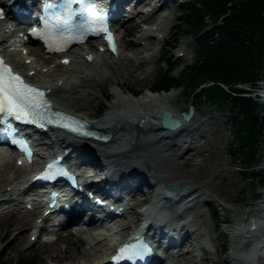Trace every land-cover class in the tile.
Returning <instances> with one entry per match:
<instances>
[{"label":"rangeland","instance_id":"obj_1","mask_svg":"<svg viewBox=\"0 0 264 264\" xmlns=\"http://www.w3.org/2000/svg\"><path fill=\"white\" fill-rule=\"evenodd\" d=\"M141 2L146 3L145 6L142 4L143 9L151 8L149 3L152 0H140ZM177 2L179 0H161L147 13L138 14V8L134 7L131 8L130 13L122 12L120 16L122 22L117 26V35L123 36L129 25L137 28V32L124 37V42L133 44L141 35L142 24H152L160 15L165 13L167 14V21L163 31L160 32L161 37L150 38L145 45H134L132 50L118 38L119 48L124 53L120 59L104 54L93 47L92 44H96L95 41L86 43L83 48L89 49L92 53L90 55L95 57L97 61L94 65L82 67L83 70L86 69L85 71L92 75V86L83 88V90L91 93V99L84 100L81 93H57L52 97L53 103L59 104L71 113L85 117L90 122H96L104 118L110 103L116 97V92H123L125 97L131 96L132 99H135L141 95L151 94L149 89H152L156 76L167 73L171 67L174 68L170 71L173 78L184 75L197 57V47L189 36L183 35L173 46H166V58L171 57V66L167 59L160 60L163 46L166 40L171 38L170 33L173 27L178 24L180 15ZM261 11L264 15V2ZM177 31L175 36L179 33L182 34L180 30ZM27 48L28 51L33 52H31L32 60L39 61L45 69L51 68L60 57L42 58L38 49L29 46ZM80 49V47L74 48V50ZM143 55L146 58H139ZM29 60L31 61V59ZM106 64L112 69L108 68ZM77 68H79L78 64H74L68 71L57 73L54 77H50V74H39L40 77L32 80L35 83L42 80L55 82L62 78L61 74H64V77L77 75ZM255 84L256 87L264 84V78L256 81ZM233 85L248 89V86L241 83ZM254 91L250 92L249 95H253ZM129 92L131 93L130 96ZM165 94L174 95L173 99L168 100L172 109L186 111L188 105L191 104L195 114L190 118V121L180 128L181 130L173 131V137L170 140L165 139V141L177 145L163 151L165 173L181 175L170 186L176 195L183 194L184 196L177 200L173 207H162L160 211L168 226H175L176 230L187 231L188 238L184 244L182 243L179 255L173 257L165 252L166 257L161 264H233L229 254L230 244L234 238H231L228 231L235 228L243 229L245 236L240 240L242 249L249 244L251 238L253 239V237L247 239L252 232L248 223L249 214L258 209V198L261 194V188L264 186V178L262 180L257 179V177L250 179L245 171L239 169L241 164L231 157L229 145L233 140V135L224 106L215 108L205 102L198 103L195 97H187L186 84L157 95ZM63 96L75 98L78 104H67L63 101ZM258 103L264 111V103L261 100H258ZM102 108L104 110L101 112ZM48 136L41 137L42 142L46 141ZM262 146L258 164L264 165L262 159L264 144ZM171 152H177V156H168ZM2 164L0 162V166ZM258 164L254 170L263 175L264 170ZM31 166L23 169L18 177L15 169L9 168L6 170V181L15 177L20 180L36 164L33 163ZM148 168L144 169L147 177L150 175ZM92 170L89 169L88 171ZM161 175L162 177L157 181L159 183L156 182L157 184L150 180L152 187L141 184L140 187L136 188L134 195H131L128 201L131 209L120 218L118 233L112 238L103 239L99 242L97 240L89 242L90 235L94 231L81 233L85 229L81 223H74L78 225H74L72 229L65 227L57 230L52 226V222H40V219L38 220L34 215V218L38 220L36 224L45 226L42 233L38 235L40 236L38 242H36L37 234L31 236L35 231L31 230L30 232L22 224L27 217L33 215L32 212H30L32 214L22 215L26 212V204L24 203L30 199L28 194L20 196L19 202L21 203L14 205L12 209L7 208L8 204L2 202L0 204V255L4 259L3 264H98L104 262L107 254L96 257L94 252L97 249L110 248L115 238L123 237L126 234L125 229L130 230L136 226L134 220L136 213L134 212L140 210L141 204L139 202L150 199L153 191H157V185L167 181V178L163 177L165 176L164 173ZM6 181L0 189V193L7 188ZM160 204H168V201L162 199ZM184 223L186 224L185 227L179 229V226ZM12 225H15L16 228L10 231L9 227ZM26 232L28 235L26 239H16L18 235ZM236 241L238 242L239 239ZM28 253H32V256H27ZM234 263L237 262L234 261Z\"/></svg>","mask_w":264,"mask_h":264},{"label":"bare ground","instance_id":"obj_2","mask_svg":"<svg viewBox=\"0 0 264 264\" xmlns=\"http://www.w3.org/2000/svg\"><path fill=\"white\" fill-rule=\"evenodd\" d=\"M126 1V0H122ZM159 2V1H156ZM148 3V2H147ZM145 6L146 3H139L135 4L134 8H138V14L141 13L140 10H142L141 7ZM150 4V3H149ZM169 19V18H168ZM167 21L166 17L161 18V23L159 24L158 29L152 31L151 29H145L143 32H141L140 37L132 44L130 42H124L123 39L126 35L132 34L137 32L136 26L129 25L124 33L123 36H117L121 42H124L126 46H128L129 49H134V45H145L146 41H148L150 38L157 37V33H160L163 31L165 23ZM22 31L16 29L12 25H8L5 23H0V46H3V52H5V56H7V60L9 64L13 66V68L18 71L19 73L23 74L29 82H32L34 78L40 77L39 74H50V77H54L57 75V73H63L68 71L72 65L78 64L79 68H77V75H70L68 77H64V74L62 75V78L57 79L55 82H52L51 80H42L38 81L37 86L40 88H43L44 90L48 91V96L52 100V97L57 93H81V97L84 100L91 99V93L83 90L84 87L88 86L91 87V77L92 75L89 72H86L82 69L83 66H89L94 65L97 61L96 58H92L91 61H89L86 56L90 55V50H85L81 48L80 50H74L70 51L69 53L63 54L58 59V62L54 63V65L51 68L45 69L43 65H40L39 61L31 60L30 64H27L26 61L28 59H31L32 53L28 51L26 54H24L22 49H27L26 45L23 43H20V33ZM138 32H140L138 30ZM157 32V33H156ZM133 45V46H131ZM100 45L95 46L98 48ZM8 48V52L6 53L5 48ZM124 56V53L121 51L120 48H118L117 55L114 58L120 59ZM126 56V55H125ZM64 57L70 58L69 64L65 65L61 63V59ZM111 57H113L111 55ZM145 55L139 57L144 58ZM146 58V57H145ZM106 66L110 69H112L109 65L106 64ZM27 71H24V70ZM32 71V74H29L28 72ZM149 73V71H147ZM124 85V84H123ZM123 87V86H122ZM151 90V88L149 89ZM257 97L259 100H261L264 103V84H260L257 86ZM163 93V92H162ZM159 93V94H162ZM131 93L129 92V96ZM134 96V95H133ZM137 97V96H136ZM174 95L172 94H165V95H157V94H145L141 95L139 98L132 99V97H125V93L123 92H116L115 99L110 103L109 110L105 113L104 118L97 120L96 122H90L88 119H86L83 116H79L81 119H84L85 121L89 122L92 128L94 129H106L109 133L108 140L105 141V143L95 142L91 140H83L79 139L75 136L64 134L62 132H57V136L55 140L58 143L57 149L60 148V145H63L65 143H70L73 148L75 149V152L77 154L82 155L84 159L93 158V155L96 156L97 160H99L101 163H104L106 165V168L109 172L112 171L114 173L111 175L108 180H112L113 182L118 185L117 187L124 185L128 186L126 190L136 188L142 180H146L144 178H148L149 186L150 180H152L154 183L159 181L160 177H162V173H164L167 181L164 183L161 182V185H172L173 181H176L177 178H180L181 175L177 173H165L166 169L164 167L165 164V155L163 154V151H165L167 148H174L177 145L175 143L167 142L165 139H171L173 137L172 131L165 130L162 128H159L154 121H157V118L155 117V113L159 111V109L167 110L170 112V115L172 117L178 118V112L174 109H172L169 104L168 100L173 99ZM63 101H65L69 105H76L78 104L77 100L75 98H69L63 96ZM54 106L59 108L62 111L69 112L66 109L62 108L59 104L53 103ZM70 113V112H69ZM73 114V113H71ZM195 114V111H193V114L191 117H193ZM190 117V118H191ZM146 120H143V119ZM190 118L185 121L181 122L180 126L176 128L175 130H179L186 122L190 121ZM181 130V129H180ZM88 144H91L92 146L88 147ZM45 151L44 153L48 154L54 147V145H45L43 143ZM45 155L41 154L40 156H37L33 159L31 164H38L40 159H42ZM168 156H177V152L169 153ZM5 154L0 149V162H2V166H0V189L2 188L3 184L7 180L6 177V170L9 168H14L15 172L18 175L23 172V169H27L29 165H20L17 164L16 158H4ZM71 157V156H70ZM74 158V157H73ZM263 164H264V153L262 155ZM89 164H94V160L88 161ZM98 162V161H97ZM98 165L99 164H95ZM146 167H149L151 169V174L147 177H144L142 174L144 172V169ZM143 168V169H142ZM96 172V170L94 171ZM126 175V178L124 177L121 179L122 175ZM17 177L10 179L9 181H6V187L2 190V193H0V204L3 202L7 205V208L14 207V205H18L20 196H23L25 194L33 195V190H27V186L29 183H31V180L29 178L23 177L22 179L18 180ZM113 177V178H111ZM27 178V179H26ZM115 180V181H114ZM159 183V182H157ZM156 183V184H157ZM112 185V187H111ZM109 185L107 182H102L101 184L98 183V185L95 186V188H112L113 184ZM103 186V187H102ZM158 186V185H157ZM1 191V190H0ZM264 186L262 187L261 194L258 198L259 206L262 209V212L255 211L253 214V221L251 223L250 230L252 232L250 233V237L252 236L253 239L249 242L245 248L242 249L240 245L241 238L244 237V231L241 228H235L228 231V234L231 236L232 239L230 244V254L229 258L232 261L233 264H263L264 261H262L263 258L258 257L262 254H257L261 250L258 246H261L264 243ZM175 193L172 194V198H174ZM155 201L152 204V208L155 210L150 212L148 215V219L151 220L153 218V222L160 223L163 225V228L165 230L168 229V223L167 221L163 220V216L160 211V207L162 206L160 204V201L164 199L163 196L159 195L158 193H155ZM172 198H166L168 201V205H170L173 202ZM28 201H26L24 204H27ZM158 207V208H157ZM131 208L128 205H123V211H128ZM136 213V216L134 218L135 222L136 220L141 217L140 212H134ZM32 214L30 212H25L22 215ZM43 214V213H42ZM40 215V217L37 214H33L32 216L27 217V219L22 223L23 227L28 228V230L31 232V230H36V233L41 234L44 230L45 226H41L40 224H36L37 219L34 218V215L36 218H41L42 221H48L50 220L48 216ZM159 219H157V216H159ZM185 223L181 226H179V229H182L181 227H185ZM158 226V225H157ZM43 227V228H42ZM99 225L97 222H89L88 225H86L85 229L81 231V233H87L91 231L97 230ZM16 228L15 225H12L9 227V230L12 231ZM65 228V227H64ZM176 227L172 226V230L175 231ZM124 231H127L125 229ZM36 233H33L35 235ZM29 234V233H28ZM252 234V235H251ZM31 235V236H33ZM178 235V233L176 234ZM27 232L22 233L17 236V240L26 239ZM180 236V235H179ZM239 239V241L235 242V240ZM97 240V242L103 240V235L100 234H92L90 235V241ZM165 240V237L163 238ZM37 241V240H36ZM187 239L183 240L186 242ZM35 244V243H34ZM261 248H263L261 246ZM108 249L106 248L104 250L97 249L94 252V255L96 257L104 256L107 254ZM27 256H32V253H28ZM54 258L56 256H53ZM236 261L237 263H234ZM103 264V263H98Z\"/></svg>","mask_w":264,"mask_h":264},{"label":"trees","instance_id":"obj_3","mask_svg":"<svg viewBox=\"0 0 264 264\" xmlns=\"http://www.w3.org/2000/svg\"><path fill=\"white\" fill-rule=\"evenodd\" d=\"M263 2L189 0L178 4V24L166 40L160 60L167 59L172 65L165 48L173 46L183 35L193 40L197 57L184 75L173 78L171 67L167 73L156 76L152 86L153 93L159 94L186 84L187 97H195L198 103L205 102L215 108L224 106L233 135L229 153L250 179L260 180L264 176L254 169L264 144V111L249 94L256 88L255 82L264 78ZM177 30L182 34L175 36ZM235 83L248 89L235 88ZM3 263L0 255V264Z\"/></svg>","mask_w":264,"mask_h":264},{"label":"snow or ice","instance_id":"obj_4","mask_svg":"<svg viewBox=\"0 0 264 264\" xmlns=\"http://www.w3.org/2000/svg\"><path fill=\"white\" fill-rule=\"evenodd\" d=\"M32 31L36 30L32 29ZM109 39H111L110 34ZM41 95L39 89L25 84L19 75L11 71L10 67L0 65V110H7L17 119H28L32 111L39 106ZM120 251L124 253L127 249Z\"/></svg>","mask_w":264,"mask_h":264},{"label":"water","instance_id":"obj_5","mask_svg":"<svg viewBox=\"0 0 264 264\" xmlns=\"http://www.w3.org/2000/svg\"><path fill=\"white\" fill-rule=\"evenodd\" d=\"M193 114V107L188 106L186 112H179L178 118H173L170 115V112L167 110H161L157 114L158 122L160 127L167 130H175L180 126L181 122L187 121ZM166 191H170V187L168 185L165 186Z\"/></svg>","mask_w":264,"mask_h":264}]
</instances>
